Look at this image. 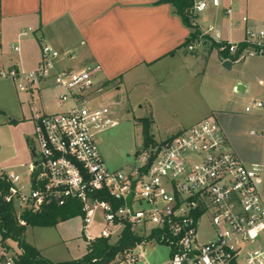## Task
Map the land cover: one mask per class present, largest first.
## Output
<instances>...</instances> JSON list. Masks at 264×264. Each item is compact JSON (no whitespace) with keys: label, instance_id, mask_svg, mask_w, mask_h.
<instances>
[{"label":"built area","instance_id":"obj_1","mask_svg":"<svg viewBox=\"0 0 264 264\" xmlns=\"http://www.w3.org/2000/svg\"><path fill=\"white\" fill-rule=\"evenodd\" d=\"M219 6L220 0H193L190 24L197 26L200 15ZM242 22L246 26L242 42L221 41L210 26L205 31L200 28V36L187 51L212 48L223 60L264 57V24L247 16ZM74 55L45 44L36 69L0 68V80H11L18 91L32 96L50 84L62 108L35 116L29 143L32 158L22 166L25 174L0 166V179L8 184L4 200L14 207L20 224L25 225L21 219L25 212L62 208L76 201L82 205L85 234L96 222L105 225L99 236L87 240H110L128 224L143 238L123 253L128 264L145 263L148 243L169 248L165 264H264V166L244 164L219 123L209 116L144 145L136 152L139 166L110 169L97 136L119 122L101 104L102 66L62 67ZM254 110L264 112V101L245 107L246 113ZM100 193L110 200L101 199ZM130 194L131 209L126 202ZM16 259L3 248L0 264H16Z\"/></svg>","mask_w":264,"mask_h":264},{"label":"crops","instance_id":"obj_2","mask_svg":"<svg viewBox=\"0 0 264 264\" xmlns=\"http://www.w3.org/2000/svg\"><path fill=\"white\" fill-rule=\"evenodd\" d=\"M260 14L264 0H220L218 8L197 18V26L215 27L221 41L239 43L245 37L243 17L263 24ZM190 34L176 8L163 0H0V68L36 69L45 44L74 52L62 67L100 64L101 99L112 90L125 93L151 114L154 126L174 120L166 138L212 116L244 164L264 166V112H245L253 101H264V57L231 58L225 68L227 60L215 49L188 52L184 44ZM0 83L7 87L1 91L0 85V129L15 131L14 148L0 157V166L21 173L32 158L34 118L46 113V95L62 108L45 85L33 95L42 111L27 120L15 108V83Z\"/></svg>","mask_w":264,"mask_h":264},{"label":"rangeland","instance_id":"obj_3","mask_svg":"<svg viewBox=\"0 0 264 264\" xmlns=\"http://www.w3.org/2000/svg\"><path fill=\"white\" fill-rule=\"evenodd\" d=\"M260 19L264 21V14H260ZM259 24V23H258ZM264 24V23H263ZM200 49V48H199ZM6 82L8 80H0ZM11 81V80H10ZM13 82V81H12ZM14 83V82H13ZM6 83H0L1 91L7 90ZM16 86V85H15ZM17 89V87H16ZM125 93H116L112 90L111 95L104 94L101 104L107 106L112 117L119 122V125L97 136V142L106 165L110 169L128 171L130 167L139 166L136 152L144 146V123L151 121L150 132L155 136L154 140L159 142L173 131L174 120L166 125H153L151 114L145 108L141 109L135 101L130 102ZM15 108L27 120H30L37 112L42 111V102L33 97L28 92H20L17 89ZM46 113L59 112L58 107L52 102L50 96L46 95L44 101ZM198 123V122H197ZM188 128V127H187ZM14 129H0V157H3L10 150H13ZM31 160H26L29 164ZM26 173V168L19 170ZM105 227L104 224L96 222L84 233V223L82 216H75L59 221L51 226H28L25 232V241L31 245L42 249V256L54 263L73 261L82 259L87 254L85 237H97ZM152 226H149V229ZM123 231L112 236L111 244H115ZM3 248H7L9 253L18 257V243L13 239H7L5 246L0 245V255ZM145 263L141 264H164L169 258V248L165 245L148 243L145 247ZM110 264H128L119 255Z\"/></svg>","mask_w":264,"mask_h":264},{"label":"trees","instance_id":"obj_4","mask_svg":"<svg viewBox=\"0 0 264 264\" xmlns=\"http://www.w3.org/2000/svg\"><path fill=\"white\" fill-rule=\"evenodd\" d=\"M163 1L171 3L176 8V12L182 18L184 24L191 29V34L184 44V47H187L191 41L195 40L201 34L200 28L198 26H192L188 17V11L192 6L193 0ZM221 58L223 59L224 57L221 56ZM143 123L144 145L149 146L155 143L154 137L150 132L151 121L145 120ZM7 189L8 184L6 181L0 179V245L5 246L7 239H13L18 243L20 253L16 259V264H110L119 255H123L125 251L134 248L137 243L143 240V238L138 237L132 232V227L128 224L115 244H111L110 240L105 238L87 240L85 237L87 254L82 259L59 263L51 262L45 259L36 248L25 241L24 235L27 227L51 226L56 225L59 221L75 216L83 217L82 205L79 202L73 201L62 208L50 207L38 213L25 212L21 215V219L25 222V225H21L14 207L4 200ZM99 196L103 200H110L105 193H100Z\"/></svg>","mask_w":264,"mask_h":264},{"label":"water","instance_id":"obj_5","mask_svg":"<svg viewBox=\"0 0 264 264\" xmlns=\"http://www.w3.org/2000/svg\"><path fill=\"white\" fill-rule=\"evenodd\" d=\"M224 67H225V68H229V67H231V61L227 60V61L225 62V64H224ZM238 91L241 92V91H240V88H238ZM136 183H137V181H134V182H133V184H132V190L135 189ZM132 198H133V194H130V195L128 196L127 200H126V202H127V206H128V208H130V209L132 208V207H131V204H130Z\"/></svg>","mask_w":264,"mask_h":264}]
</instances>
